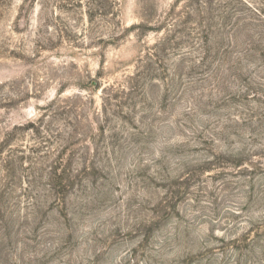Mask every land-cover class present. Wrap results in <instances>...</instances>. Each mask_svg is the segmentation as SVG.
<instances>
[{
  "label": "rangeland",
  "instance_id": "obj_1",
  "mask_svg": "<svg viewBox=\"0 0 264 264\" xmlns=\"http://www.w3.org/2000/svg\"><path fill=\"white\" fill-rule=\"evenodd\" d=\"M0 264H264V0H0Z\"/></svg>",
  "mask_w": 264,
  "mask_h": 264
}]
</instances>
